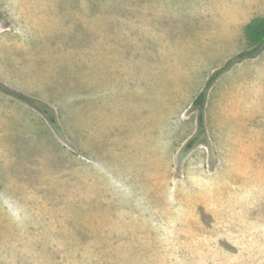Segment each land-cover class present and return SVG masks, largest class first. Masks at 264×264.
Here are the masks:
<instances>
[{"label": "rangeland", "instance_id": "rangeland-1", "mask_svg": "<svg viewBox=\"0 0 264 264\" xmlns=\"http://www.w3.org/2000/svg\"><path fill=\"white\" fill-rule=\"evenodd\" d=\"M264 0H0V264H264Z\"/></svg>", "mask_w": 264, "mask_h": 264}, {"label": "trees", "instance_id": "trees-1", "mask_svg": "<svg viewBox=\"0 0 264 264\" xmlns=\"http://www.w3.org/2000/svg\"><path fill=\"white\" fill-rule=\"evenodd\" d=\"M243 35L246 41V49L231 59L227 60L225 64L215 70L207 79L203 89L198 93L192 102V109L197 112V128L195 133L185 143L180 151V156L190 152L198 145H207V136L204 123V106L206 102L207 92L214 84V82L225 72H227L233 65L240 63L247 59H252L258 56L264 49V17L252 18L243 28ZM0 91L7 94L14 99L21 101L31 108L35 109L46 120L53 131L61 136L62 131L58 123L55 112L46 103L31 98L20 92L11 90L0 83Z\"/></svg>", "mask_w": 264, "mask_h": 264}]
</instances>
